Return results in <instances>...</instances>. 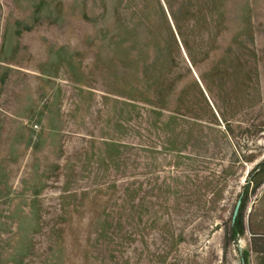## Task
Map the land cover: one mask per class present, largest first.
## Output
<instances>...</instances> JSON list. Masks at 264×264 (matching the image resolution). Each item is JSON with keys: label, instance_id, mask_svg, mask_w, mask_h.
<instances>
[{"label": "rangeland", "instance_id": "1", "mask_svg": "<svg viewBox=\"0 0 264 264\" xmlns=\"http://www.w3.org/2000/svg\"><path fill=\"white\" fill-rule=\"evenodd\" d=\"M263 159L264 0H0V264H264Z\"/></svg>", "mask_w": 264, "mask_h": 264}, {"label": "trees", "instance_id": "2", "mask_svg": "<svg viewBox=\"0 0 264 264\" xmlns=\"http://www.w3.org/2000/svg\"><path fill=\"white\" fill-rule=\"evenodd\" d=\"M263 184H264V159L259 163H257L255 168H253L249 173V179L243 189L242 203L237 218L234 222L232 221V215H233L232 212L229 226L226 228L225 235H226L227 243L236 242L239 236L244 234L245 232L244 210L246 207V203L250 197V194L256 192ZM258 244L259 247L257 248V252L264 256V235L259 237Z\"/></svg>", "mask_w": 264, "mask_h": 264}, {"label": "water", "instance_id": "3", "mask_svg": "<svg viewBox=\"0 0 264 264\" xmlns=\"http://www.w3.org/2000/svg\"><path fill=\"white\" fill-rule=\"evenodd\" d=\"M242 203V194L239 196L237 203L235 205L234 211H233V215H232V221L234 222L237 218V215L239 213V209ZM240 248V247H239ZM242 264H245L244 262Z\"/></svg>", "mask_w": 264, "mask_h": 264}]
</instances>
